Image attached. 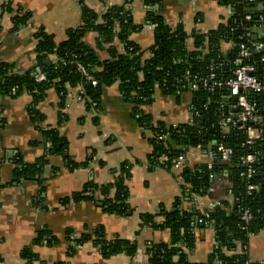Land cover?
Returning <instances> with one entry per match:
<instances>
[{"label": "crops", "instance_id": "obj_1", "mask_svg": "<svg viewBox=\"0 0 264 264\" xmlns=\"http://www.w3.org/2000/svg\"><path fill=\"white\" fill-rule=\"evenodd\" d=\"M160 15L172 28L181 25L186 34L200 29L206 32L221 23L226 11L213 0H159ZM81 4L100 15L123 0H0V64L6 63L16 74H25L37 66L34 54V33L38 28L51 35L56 43L66 38V31L79 26ZM130 12L138 31L130 36L143 53L150 56L153 31L146 24L143 0H132ZM28 13L22 27H14L15 15ZM264 29H257L262 33ZM83 42L95 49L96 33L88 31ZM118 51L122 46L117 44ZM100 59L104 51L97 50ZM57 89H47L36 104L42 116L41 125L57 128L67 141L66 151L49 156L38 179L15 180V161L19 157L32 163L44 153L40 130L32 123L26 106L31 96L23 92L17 96L0 95V264H21L23 247L30 246L39 228H46L57 241L52 245L32 247L38 260L33 264H149L144 254L145 244L169 241L166 229L141 227L142 214L156 215L170 209L181 193L173 175L161 167L150 168L147 157L153 150L149 132L131 117V107L118 90L117 82L102 88L101 116L87 109L77 99L76 88L67 90L62 107ZM153 115L165 116L169 122L186 117L183 101L154 92ZM95 118L96 121H95ZM67 160L82 164L69 169ZM123 162L130 165L126 180L131 212L119 216L107 213L90 200L65 202L64 198L79 192L88 181L106 184L113 180ZM225 184L215 182L206 200L228 199ZM161 216L155 222H161ZM102 228L106 240L114 238L134 242L133 256L115 254L104 258L91 241L78 246L72 255L73 239ZM194 246L188 253L192 263H205L214 247L213 232L208 227L193 231ZM248 256L252 261L264 262V228L249 238ZM214 264H220L216 262Z\"/></svg>", "mask_w": 264, "mask_h": 264}, {"label": "trees", "instance_id": "obj_2", "mask_svg": "<svg viewBox=\"0 0 264 264\" xmlns=\"http://www.w3.org/2000/svg\"><path fill=\"white\" fill-rule=\"evenodd\" d=\"M220 5L230 4L234 10L227 19V23H220L215 29L206 32L192 31L195 45H199L203 38H209L215 47L209 56H205L200 62L204 65L208 61H219L223 56H219L218 46L221 38H237L240 34V26L251 29L256 38L264 40V31L257 33V29H264V8L259 4L264 0H216ZM132 0H123V4L111 6L100 15L92 10L82 8L81 21L79 26L66 31L65 40L56 43L53 37L38 28L34 33L37 66L25 74H16L11 65L0 64V95L17 96L27 92L31 96V101L26 106V111L32 123L40 130L44 146L42 156L32 163H25L19 157L15 161V180L38 179L43 172L49 156L62 154L66 151L67 141L60 136L57 128L44 127L41 125L42 116L36 109V104L44 97L47 89L54 87L60 95L59 106L62 107L66 92L70 88H77L81 85L82 96L86 99L87 109H93L91 103H95L98 111L100 108V95L102 88L112 82H117L118 90L122 99L131 107V117L139 113L137 123L145 130L150 129V117L143 114L138 106L145 102H153L154 92L159 89L165 95L173 96L177 101L179 96H175V75L180 74L184 69L192 65L196 53L187 51L183 42L187 38L181 25L175 28L165 23L160 15L159 0H143L145 6L152 4L153 8L146 10V24H155L153 28V45L149 50L150 56L143 58L140 47L134 43L130 36L138 31V27L133 24L130 7L125 5ZM248 15L249 20H244ZM28 13L21 16L15 15L14 27L18 29L25 25ZM238 26V27H237ZM234 27V31H230ZM96 33V47L92 49L83 42L86 32ZM117 44L122 46V52L118 51ZM97 50L104 51V58L100 59ZM219 56V57H218ZM93 64L94 67L86 68L87 74L97 80V84L92 86L89 81L77 70V64ZM138 73H142V78H138ZM42 74L44 80L36 81L35 76ZM146 97V99H145ZM212 112H204L197 126H186L182 134L173 132L167 142V146L153 145V150L147 157L150 168L157 165L168 169L170 161L178 154H181L188 147L197 145L207 140H217L216 131L211 128ZM97 118H95L96 121ZM134 119V118H133ZM228 144L233 147L234 156L229 163H218L216 171L224 168L229 169L230 178L226 186L232 191L237 200H219L220 205L209 212V219L214 221V247L205 263H192L188 260V253L194 246L193 231L196 228L207 227L205 224H192V217L180 212L179 199L175 198L172 207L163 209L156 215L142 214L141 227L150 226L152 228L166 229L170 233L169 241L145 244L144 254L147 255L149 264H243L246 254L240 252L237 243L247 240L245 232L241 229L243 225L239 208H246L251 214L249 232L254 235L264 228V154L260 155L258 166L249 179V182L258 184V189L246 193V184L239 176L237 158L242 154L238 139L229 137ZM161 155H166V163L159 162ZM69 169H75L79 165L71 160H67ZM114 178L106 184H96L93 181L85 183L82 190L74 193L70 197L64 198L65 202L80 200H90L96 203L107 213L123 216L131 212L128 204L129 192L126 180L130 176V165L123 162L114 170ZM183 180L188 184L189 190L181 191L182 196L193 198V194L205 197L211 188L214 179L208 177V172L204 165H199L195 169L187 168L183 173ZM161 216V222H155V217ZM57 241L46 228H39L35 231V236L30 246L22 248L20 253L21 264H33L38 260L37 254L32 247L38 245H52ZM91 241L97 246L104 258L115 254H125L133 256L136 253L134 242L114 238L106 240L102 228H96L91 234H85L81 238L73 239V244L69 248V255L84 242ZM241 247V246H240ZM55 264H69L68 262H57ZM257 264V263H251Z\"/></svg>", "mask_w": 264, "mask_h": 264}, {"label": "built area", "instance_id": "obj_3", "mask_svg": "<svg viewBox=\"0 0 264 264\" xmlns=\"http://www.w3.org/2000/svg\"><path fill=\"white\" fill-rule=\"evenodd\" d=\"M213 1L217 3L216 0ZM218 5L226 11L221 20V23L226 24L228 17L235 12L230 4ZM125 6L130 7L129 4ZM259 6L261 9L264 8V3H260ZM80 7L84 8L82 4ZM152 8V4L145 6L146 10ZM249 19L248 15L244 16V20ZM154 26L155 24L148 25L152 30ZM239 28L241 32L236 36L237 38L220 39L218 53L223 57L219 61H208L204 65L200 62L205 56L211 54L215 48L214 44L210 43L209 38H203L199 45H195L194 38L187 34L188 37L185 38L183 46L187 51L196 53L194 57L196 60L174 78L175 96H179L183 101L186 111V117L183 120L172 123L165 116L153 115L151 102L140 104L138 109L150 117L151 128L147 130L149 139L155 145L166 147L173 132L182 134L186 126H197L204 112L211 108V128L217 132V140H207L188 147L173 158L169 168L165 170L173 175L181 191L188 192L190 186L183 180L184 171L187 168L195 169L199 165H204L210 179L225 184L223 191L228 199L242 201L241 198L234 197L229 186H226L230 178L229 169L216 171L218 163H229L232 160L234 150L228 144V139L229 137L237 138L242 154L237 158L235 167L239 168V176L245 181L246 193L258 189V184L249 182V179L259 164L260 155L264 154V40L256 38L248 27L240 26ZM234 30H236L234 27H230V31ZM194 31L202 32L200 20L195 22ZM88 67L91 68L94 65L77 64V70L92 86H95L97 80L87 74ZM34 78L36 81L44 80L42 74ZM138 78H142V73H138ZM76 90L77 99L85 104L86 99L82 96L81 85ZM91 106L94 107L92 110L95 114L101 116L102 113L96 109L95 103H91ZM133 118L138 120L139 113H135ZM168 160L166 155H161L159 158L161 163H166ZM161 168L164 169V167ZM210 189L205 197L192 193L193 198L190 199L189 196H182L180 193L177 198L180 212L193 216L192 224H205L214 234V221L209 219V212L221 205L219 200H206ZM238 213L243 223L241 229L247 236V240L243 243H237L240 252L246 254L243 264H264L263 261H252L248 256V243L252 236L249 232L252 219L249 210L239 208Z\"/></svg>", "mask_w": 264, "mask_h": 264}]
</instances>
